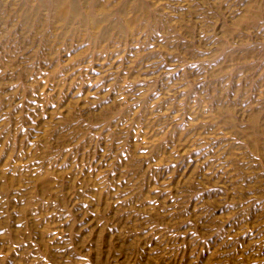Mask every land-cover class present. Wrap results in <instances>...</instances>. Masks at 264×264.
Instances as JSON below:
<instances>
[{
	"label": "rangeland",
	"instance_id": "obj_1",
	"mask_svg": "<svg viewBox=\"0 0 264 264\" xmlns=\"http://www.w3.org/2000/svg\"><path fill=\"white\" fill-rule=\"evenodd\" d=\"M0 264H264V0H0Z\"/></svg>",
	"mask_w": 264,
	"mask_h": 264
}]
</instances>
